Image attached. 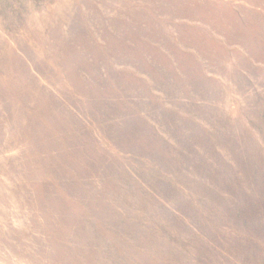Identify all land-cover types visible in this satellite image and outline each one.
I'll use <instances>...</instances> for the list:
<instances>
[{
    "label": "rangeland",
    "instance_id": "obj_1",
    "mask_svg": "<svg viewBox=\"0 0 264 264\" xmlns=\"http://www.w3.org/2000/svg\"><path fill=\"white\" fill-rule=\"evenodd\" d=\"M0 264H264V0H0Z\"/></svg>",
    "mask_w": 264,
    "mask_h": 264
}]
</instances>
